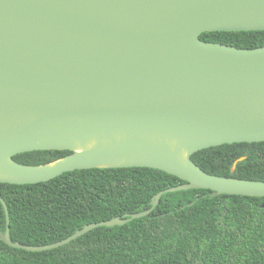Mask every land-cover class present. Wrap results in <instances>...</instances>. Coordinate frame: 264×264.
Listing matches in <instances>:
<instances>
[{
	"label": "water",
	"instance_id": "1",
	"mask_svg": "<svg viewBox=\"0 0 264 264\" xmlns=\"http://www.w3.org/2000/svg\"><path fill=\"white\" fill-rule=\"evenodd\" d=\"M264 32V0H0V184L36 185L91 169L148 168L186 184L151 208L91 224L39 253L101 227L151 215L163 195L208 190L264 198V182L209 175L192 156L264 143V47L208 43L205 33ZM71 152L43 166L17 155Z\"/></svg>",
	"mask_w": 264,
	"mask_h": 264
},
{
	"label": "trees",
	"instance_id": "2",
	"mask_svg": "<svg viewBox=\"0 0 264 264\" xmlns=\"http://www.w3.org/2000/svg\"><path fill=\"white\" fill-rule=\"evenodd\" d=\"M200 39L264 47V32L205 33ZM70 154L32 152L13 159L43 166ZM191 159L209 175L264 182V143L223 145ZM184 184L155 169H91L36 185L0 184V196L12 242L42 247L85 226L145 212L157 194ZM6 229L0 201V231ZM0 264H264V198L214 196L208 190L167 193L151 215L97 228L58 249L33 253L0 240Z\"/></svg>",
	"mask_w": 264,
	"mask_h": 264
}]
</instances>
